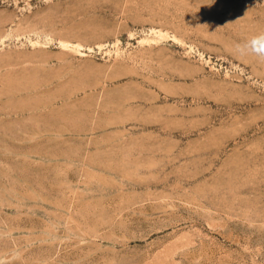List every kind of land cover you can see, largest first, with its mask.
Instances as JSON below:
<instances>
[{
	"label": "rangeland",
	"instance_id": "rangeland-1",
	"mask_svg": "<svg viewBox=\"0 0 264 264\" xmlns=\"http://www.w3.org/2000/svg\"><path fill=\"white\" fill-rule=\"evenodd\" d=\"M261 36L264 0H0V264H264Z\"/></svg>",
	"mask_w": 264,
	"mask_h": 264
},
{
	"label": "clouds",
	"instance_id": "clouds-1",
	"mask_svg": "<svg viewBox=\"0 0 264 264\" xmlns=\"http://www.w3.org/2000/svg\"><path fill=\"white\" fill-rule=\"evenodd\" d=\"M258 40H264V36L258 37ZM254 50V49H253Z\"/></svg>",
	"mask_w": 264,
	"mask_h": 264
}]
</instances>
